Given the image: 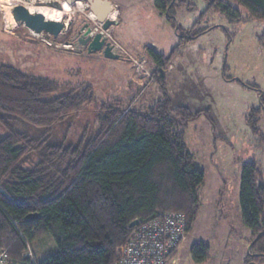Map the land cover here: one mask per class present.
Masks as SVG:
<instances>
[{"label":"trees","instance_id":"trees-1","mask_svg":"<svg viewBox=\"0 0 264 264\" xmlns=\"http://www.w3.org/2000/svg\"><path fill=\"white\" fill-rule=\"evenodd\" d=\"M203 2L205 9L192 26L197 30L213 13L236 21L239 13L231 2L250 20L264 22V0ZM184 3L155 0L173 29L174 9ZM205 30L179 36L177 29V44L167 56L151 54L160 100L144 111L123 106L120 100L100 105L95 133H83L72 145L52 144L48 137L94 103L92 88L77 86L52 96L55 82L0 65V128L5 132L0 135V251L10 262L31 264L25 256L30 247L34 264H112L138 225L130 227L132 222L143 224L168 213L183 214L189 234L199 213L204 172L186 146L184 128L208 114L173 106L163 73ZM259 43L264 46V30ZM261 111V106L252 107L245 116L254 135L259 133ZM16 122L32 128L36 136L18 129ZM31 154L38 157L34 163H28ZM239 204L250 245L264 233V175L254 162L242 166ZM44 236L53 239V249L34 251L33 242ZM248 252V262L264 263L258 255L264 254V234ZM190 253L204 263L210 247L197 241Z\"/></svg>","mask_w":264,"mask_h":264},{"label":"rangeland","instance_id":"rangeland-1","mask_svg":"<svg viewBox=\"0 0 264 264\" xmlns=\"http://www.w3.org/2000/svg\"><path fill=\"white\" fill-rule=\"evenodd\" d=\"M35 1L20 5L30 10L43 7L56 14L58 22L66 16L76 27L86 20L93 24L94 32L101 31L85 3L66 4L68 8L59 11L35 5ZM110 1L116 4L117 24L104 35L123 56L118 60L67 45L75 43L73 31L66 30L56 39L33 34L13 21L10 12L16 3L0 0V65L55 82L57 89L52 96L77 86H90L93 90L94 103L58 125L48 137L52 144L72 145L83 133H95L97 110L106 102L120 100L123 106L144 111L162 98L159 84L151 80L156 67L151 54H169L177 44L175 29L166 15L159 13L155 0ZM184 2L172 15L178 35L206 30L172 60L175 68L168 75H174L175 81L181 83V93L172 88L171 82L167 81L166 87L169 98L181 96L192 113L206 110L208 116L189 121L184 128L186 146L204 172V181L198 191L197 218L171 263L254 264L248 262L250 231L242 222L239 190L243 164L254 162L264 171V46L259 43L264 22L250 20L243 8L231 2L239 13L236 21L213 13L197 30L192 26L205 3ZM134 73L144 74L146 81L142 83ZM257 106L262 111L259 133L254 135L245 116ZM16 126L29 136H36L32 128L20 122ZM4 134L0 128V135ZM37 159L31 154L28 163ZM197 241L210 247L209 259L204 263L194 260L190 253ZM32 246L34 251L43 252L53 249L54 243L51 237L44 236Z\"/></svg>","mask_w":264,"mask_h":264},{"label":"built area","instance_id":"built-area-1","mask_svg":"<svg viewBox=\"0 0 264 264\" xmlns=\"http://www.w3.org/2000/svg\"><path fill=\"white\" fill-rule=\"evenodd\" d=\"M45 42L50 45V42ZM187 235L185 216L181 213H168L152 221L138 223L122 247L119 258L112 264H170ZM25 256L34 264L30 247ZM0 264H13L4 251H0Z\"/></svg>","mask_w":264,"mask_h":264},{"label":"water","instance_id":"water-1","mask_svg":"<svg viewBox=\"0 0 264 264\" xmlns=\"http://www.w3.org/2000/svg\"><path fill=\"white\" fill-rule=\"evenodd\" d=\"M28 2L29 0H22ZM70 6L75 5L77 2L85 3L89 7L90 13L94 16L95 21L101 26V31L94 32V29L88 28L83 36L77 39L76 44L73 42H67V45L77 47L76 45H82L86 47L88 53L99 52L104 58L118 60L123 59V56L117 52L116 47L108 38L104 35L112 26L117 24L116 19H110L109 16L114 11V7L110 0H61ZM46 6L59 10H62L61 4L58 2H52ZM11 16L16 24H21L33 34H44L46 38L50 36L56 39L60 34L66 32L69 29L71 20L62 18L59 22L53 20H47L44 15L34 11L30 12L28 8L23 5H16L11 10ZM177 28H175V33ZM32 217L35 219L36 214ZM138 224V221H134L130 224V227H134ZM264 234V233H262ZM262 234H259L255 240L248 246V251L253 243L257 241ZM264 257V254H258Z\"/></svg>","mask_w":264,"mask_h":264},{"label":"crops","instance_id":"crops-1","mask_svg":"<svg viewBox=\"0 0 264 264\" xmlns=\"http://www.w3.org/2000/svg\"><path fill=\"white\" fill-rule=\"evenodd\" d=\"M112 4H113V6H115L116 4L114 3V2H112ZM169 23V22H168ZM169 25H170V23H169ZM171 26V25H170ZM171 28H172V26H171ZM172 30H173V28H172ZM97 53H99V52H97ZM129 62H130V64H133L132 62H131V60H129ZM174 66L172 65V62L170 63V65L166 68V70L164 71V73H163V75H164V77L166 78V82L168 81V82H171V83H173L172 84V88H175L176 89V91H178V92H180L181 93V83H177L176 81H175V76L174 75H168V73H170V72H172L173 70H174ZM134 75H135V78L136 79H138V80H140L142 83L143 82H145L146 81V78H145V75L144 74H138V75H136V73H134ZM142 75V76H141ZM146 77H147V75H146ZM168 77V78H167ZM148 78V77H147ZM169 79V80H168ZM148 80V79H147ZM152 81H153V79H151ZM151 81V82H152ZM154 82V81H153ZM176 83V84H175ZM188 86V85H187ZM130 87H131V84H130ZM140 92L141 91H139V92H137V95L136 96H138L139 94H140ZM171 99V98H170ZM174 99V100H173ZM173 99H171V102H172V104H173V106H179V105H182V106H185V107H187L189 110H190V108H189V106H186L183 102H185V100L184 99H182V97L181 96H176V97H173ZM191 111V110H190ZM261 114V113H260ZM260 114H259V116H260ZM203 116V115H202ZM200 118V117H199ZM198 119V118H197ZM259 121H260V117H259ZM188 124V123H187ZM258 124H259V122H258ZM259 127V126H258ZM260 128V127H259ZM260 169H261V171H262V173H263V175H264V171L262 170V168L260 167ZM250 235H251V233H250ZM177 255V254H176ZM173 263V262H172ZM171 263V264H172Z\"/></svg>","mask_w":264,"mask_h":264},{"label":"flooded vegetation","instance_id":"flooded-vegetation-1","mask_svg":"<svg viewBox=\"0 0 264 264\" xmlns=\"http://www.w3.org/2000/svg\"><path fill=\"white\" fill-rule=\"evenodd\" d=\"M31 2H32V0H29L27 3H31ZM52 2H58V3H60V0H37V1L34 2V4L35 5H38L39 4V5H45L46 6L47 4L52 3ZM112 6H113V4H112ZM40 14L44 15V17L46 19H48L49 16H50V14H51V11H47V10H46V12L42 11V12H40ZM72 21L73 20L71 19V24H70L68 30L70 32L71 31L74 32L73 37H74L75 43L74 42L73 43L76 44L77 39L80 38L81 36H83V34L85 33V31L88 28L93 29V27H92L93 24L91 22H88V21L85 20V21H82L81 24L78 27H76V26H74V22H72ZM76 46H77L76 48L78 50H85L87 52L86 47H84L82 45H79V44H77ZM261 264H264V263H261Z\"/></svg>","mask_w":264,"mask_h":264},{"label":"bare ground","instance_id":"bare-ground-1","mask_svg":"<svg viewBox=\"0 0 264 264\" xmlns=\"http://www.w3.org/2000/svg\"><path fill=\"white\" fill-rule=\"evenodd\" d=\"M14 3H16V5L17 4H22V3H24V2H26V1H22V0H20V1H18V0H12ZM80 2H77L76 4H79ZM59 4H61V7H62V9H67L68 8V6L66 5V3H63L61 0H60V3ZM75 4V5H76ZM82 4V3H81ZM81 4H79V5H81ZM38 6H45V5H39L38 4ZM81 7V6H80ZM30 10V9H29ZM78 10H80V9H78ZM34 11H36V12H38V13H40V12H42V11H44V12H46V9L45 8H34V9H31L30 10V12H34ZM62 11V10H61ZM66 17V16H65ZM90 17L93 19L94 18V16L91 14L90 15ZM115 10L113 11V13H111L110 14V16H109V18L110 19H115ZM58 18H59V16H58ZM60 19V18H59ZM47 20H53V21H57L58 22V19H57V17H56V14H54L53 12H51V14H50V16H49V18L47 19Z\"/></svg>","mask_w":264,"mask_h":264}]
</instances>
